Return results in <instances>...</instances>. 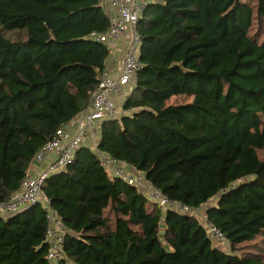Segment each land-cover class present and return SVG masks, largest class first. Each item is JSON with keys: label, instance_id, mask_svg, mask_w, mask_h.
Wrapping results in <instances>:
<instances>
[{"label": "trees", "instance_id": "16d2710c", "mask_svg": "<svg viewBox=\"0 0 264 264\" xmlns=\"http://www.w3.org/2000/svg\"><path fill=\"white\" fill-rule=\"evenodd\" d=\"M107 25L100 0H0V204L88 110L109 53L89 34ZM136 31L120 114L40 187L66 230L61 257L38 203L0 213V264H264V0H149Z\"/></svg>", "mask_w": 264, "mask_h": 264}, {"label": "built area", "instance_id": "2783aa9c", "mask_svg": "<svg viewBox=\"0 0 264 264\" xmlns=\"http://www.w3.org/2000/svg\"><path fill=\"white\" fill-rule=\"evenodd\" d=\"M148 1L113 0L112 3L116 8V13L111 16L107 29L101 33L93 31L89 34V37L111 49L116 45L118 38L129 31L130 37L125 43L123 62L119 74L111 76L107 72H102L99 75V87L91 92L88 110L80 113L66 127L57 130L54 137L36 153L35 162L46 163L41 173L38 176H28L24 179L19 192L12 197L10 202L0 204V213L3 216L11 215L18 210L38 203L43 207L48 221L46 243L49 245V259L61 257L60 250L64 243L66 230L59 218L49 208L48 201L43 196L40 187L50 174L65 168L71 163L76 150L86 144V141L92 139L93 146H95L96 135L103 120L114 118L120 114V109L112 100L111 95L121 91L128 85L139 65L140 38L136 31V24ZM73 123L76 129L74 132H70L69 128ZM103 162L105 167H108L111 176L121 177L130 184L144 188L143 190L150 200L158 204V208L162 209L168 204L158 190L144 182L141 175L126 171L122 164L107 157L103 158ZM174 207L180 211L184 208L181 205H174ZM200 217L208 235L218 242L220 248L225 249L227 246L225 236L208 222L204 213H201Z\"/></svg>", "mask_w": 264, "mask_h": 264}, {"label": "crops", "instance_id": "0c3cea01", "mask_svg": "<svg viewBox=\"0 0 264 264\" xmlns=\"http://www.w3.org/2000/svg\"><path fill=\"white\" fill-rule=\"evenodd\" d=\"M112 2H113V0H100V5H101L104 13L108 17V25H109L111 16L116 13V8H115V6L113 5ZM108 25H107V27H108ZM107 27H106V29H107ZM129 37H130V34H129V31H127L120 38H118V40L116 42V45L113 48H111V49L108 48L105 44L100 43V44L106 46V48H107V50L109 52L108 56H107V58L105 60V63H104L103 72H107L111 76H116V75L119 74V72L121 70L122 62H123V59H122L123 58V50H124V47H125L126 40H128ZM130 90H131V87L128 84L121 91H118L117 93H114V94L111 95V98L114 101V103L117 105V107H119V108L121 107L123 99L129 94ZM75 129L76 128H75V125L73 123L72 126L69 128V131L70 132H74ZM97 140H98V137H96L95 141L97 142ZM89 142H91V141L90 140L86 141L85 145H88L89 147L93 148V144L89 143ZM44 165H45L44 162L40 163V162H35L34 161L30 165V168H29V171H28L29 175L38 176L41 173V170L43 169ZM124 169L126 171L130 172V173H133V171L130 168L126 169L124 167ZM106 170H107V167H106ZM107 172L109 174L108 170H107Z\"/></svg>", "mask_w": 264, "mask_h": 264}, {"label": "rangeland", "instance_id": "374dc122", "mask_svg": "<svg viewBox=\"0 0 264 264\" xmlns=\"http://www.w3.org/2000/svg\"><path fill=\"white\" fill-rule=\"evenodd\" d=\"M123 59V58H122ZM117 106V105H116ZM98 133H99V131L97 132V135H96V137H98ZM92 139H91V142H89V143H92ZM93 144V143H92ZM46 164V163H45ZM107 167V166H106ZM107 170H108V167H107ZM134 174H136L135 172H133ZM144 187V186H143ZM146 187V186H145Z\"/></svg>", "mask_w": 264, "mask_h": 264}]
</instances>
